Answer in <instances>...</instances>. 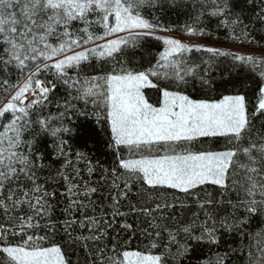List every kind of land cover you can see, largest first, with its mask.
I'll return each mask as SVG.
<instances>
[{
  "label": "snow or ice",
  "instance_id": "obj_1",
  "mask_svg": "<svg viewBox=\"0 0 264 264\" xmlns=\"http://www.w3.org/2000/svg\"><path fill=\"white\" fill-rule=\"evenodd\" d=\"M194 261L264 264V0H0V264Z\"/></svg>",
  "mask_w": 264,
  "mask_h": 264
},
{
  "label": "trees",
  "instance_id": "obj_2",
  "mask_svg": "<svg viewBox=\"0 0 264 264\" xmlns=\"http://www.w3.org/2000/svg\"><path fill=\"white\" fill-rule=\"evenodd\" d=\"M166 20H169L171 23L173 24H177V25H180V24H183L185 22V16L184 15H180V14H177L175 12H169L167 17H165ZM215 28V23L213 22V29ZM218 35L220 36V40L221 42H223V44H231L230 41H225L224 40V36H225V32L223 30H221ZM209 41H212L214 42V39L213 40H209ZM253 48H255L256 46L255 45H252ZM222 90V88H220L218 86V91ZM139 243V242H137ZM215 251V250H213ZM209 255V252L207 249H204L203 250V256H208ZM198 259V257H197ZM194 264H195V261H194Z\"/></svg>",
  "mask_w": 264,
  "mask_h": 264
},
{
  "label": "rangeland",
  "instance_id": "obj_3",
  "mask_svg": "<svg viewBox=\"0 0 264 264\" xmlns=\"http://www.w3.org/2000/svg\"><path fill=\"white\" fill-rule=\"evenodd\" d=\"M207 42H209V43H212V41H207ZM225 47H229V46H231V44H223Z\"/></svg>",
  "mask_w": 264,
  "mask_h": 264
}]
</instances>
